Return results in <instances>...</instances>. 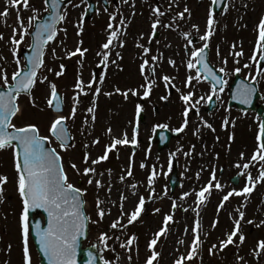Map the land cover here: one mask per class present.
Segmentation results:
<instances>
[{
    "label": "rangeland",
    "instance_id": "rangeland-1",
    "mask_svg": "<svg viewBox=\"0 0 264 264\" xmlns=\"http://www.w3.org/2000/svg\"><path fill=\"white\" fill-rule=\"evenodd\" d=\"M107 1L110 3L112 0ZM116 1L118 7L113 8L110 5L109 10L106 11L101 6L100 0H93L97 5V11L93 18L87 22L83 20V12L87 7L85 0H73L69 6L62 10V14H66V20L61 22L58 27L57 40L45 47L44 67L38 71L39 80H43V77L47 76L48 81L44 83L38 81L32 96L18 98L21 112L14 118L13 123L17 127L36 124L39 126L41 135L50 136L48 129L56 116L51 113L47 105L50 82L57 84L58 91L63 97V114L68 116L73 105V96L78 91L75 89L77 79L81 78L85 83L91 81L93 79L92 69L102 60L101 54L108 51L109 61L106 62L103 71L99 73L97 80L100 77H105V79L102 83L93 84V89L97 87L101 89L100 95L94 97L92 90L86 89L89 94L87 96L80 95L81 103L78 105L75 119L67 121L75 146L70 147L67 151H61L53 138L49 144L52 148H56L62 156L70 181L77 187L87 189L83 197L86 201L85 214L89 217L88 235L83 247H94L103 264L105 260L110 261V264H146L147 258L151 255L148 244L154 238L155 233L164 227L165 216L171 214L173 220L168 223V232L158 241L156 250L160 255L153 264H175L180 256H187L194 238L192 229L197 220L200 221V234L203 243L194 258L186 259L183 264H264V255L256 257L253 253L257 242L264 240V224H261V221H264V182L257 184L256 189L247 200L244 196L233 195L224 202V208L218 211V206L224 195L233 189L237 191L243 189L247 183L244 175L239 186L235 188L229 183L231 176L240 171L244 173L250 171L253 177L259 175V164H255L247 170L236 167L237 163L242 165L249 162L258 148L256 144L259 131L257 119L252 114L240 117L238 112L222 106L225 101V94L222 93L221 99L217 97V100L220 99V101L211 113H203L200 109L201 106L206 108L204 100L196 105L199 112L196 116L189 113L187 128L169 143L166 151L157 153L155 145L150 144L155 121L157 125L167 124L170 131H175L183 124V112L186 105L181 100V95L190 91V88L186 86L187 77L196 74L195 69L190 71L187 68V62L190 59L189 53L193 48H199L204 43L199 37L207 30L211 0H128L127 3L124 0ZM170 5L171 7H169ZM19 7L23 8L22 1ZM156 7H160L165 15L157 17L153 11ZM185 7L190 10L191 15L185 13V19L180 20L178 13L182 12ZM3 8L2 0H0V13L3 12ZM29 12L30 15L35 14L32 9ZM9 13L12 15L9 18L0 17V33L4 37L0 40V69L6 70L10 79L17 67L23 68L21 53L28 48L30 35L24 38L18 48L11 43L13 28H18L19 25L14 13L11 10ZM26 14H28V10ZM113 16L115 20L110 19ZM172 17H177L175 23H173ZM261 18H264V0H227L224 10L215 15L214 35L209 41V58L215 62L217 70L221 67L225 68L226 74H222L227 81L233 78L237 67L241 68L238 74L248 81H252L250 76L255 75V83L264 98V75H256V63L251 60L254 50H256L257 26ZM122 19L125 21L123 25L119 23ZM156 19L161 21L156 30L158 37L149 43L153 31L152 24ZM24 23L27 25L28 19L24 20ZM109 23L119 30V41H123V47L119 46V41L114 40L110 50L103 48L112 31L108 27ZM78 24L82 25V31L78 29ZM168 24H173V27H164ZM193 25L199 26L198 32L192 27ZM32 31L33 28H30L29 32ZM184 33L190 35L185 37ZM19 38L17 35V39ZM188 40H192L193 43L186 48ZM138 44L150 49L147 57H145L144 48L138 47ZM233 44H235V48H233ZM77 47L88 51L84 53L83 58L79 53L69 58L68 53L75 51ZM13 49H16L15 55ZM53 49H55V54H53ZM217 49H219V55ZM239 51H243L244 55L236 56L235 53ZM117 52L122 58L116 56ZM152 56L160 57V62L157 64L155 86L149 98L141 99L144 89L140 85L145 83V79L141 74L140 65L145 58L149 59L150 63H155L151 61ZM17 59L20 61L19 65L16 63ZM225 59H227L226 65L223 63ZM170 60L175 61V66L169 63ZM237 60H239L238 64ZM61 64L65 65L64 75L58 77L56 72L61 70ZM245 64H248L249 67L245 68ZM164 75L174 78L167 87L162 79ZM200 82L202 83V80ZM2 83L3 81L0 80V84ZM170 85L172 87L175 85L171 96L167 95ZM192 85L191 91L195 93L193 101L198 100L201 96L206 97L210 93L207 84L200 86L194 80ZM117 88L121 90V93L116 92ZM129 89L136 90L140 95L133 96L129 93V98L126 100L122 92ZM107 93H112V95L109 96ZM165 96L167 99H162ZM33 99L38 107H33ZM94 99L95 104H93ZM141 100L143 103L140 102ZM137 104L143 105V112L146 116L145 124L139 126L136 136L137 153L135 156L132 155L131 143L117 146V150L109 153L107 161L95 165L98 171L104 173L102 177L97 176L96 179L102 180L105 187L98 190L95 184L88 185V177H81L71 169L70 164L74 161L82 171L85 167L83 159L86 152L90 153L92 159L102 156L105 146L112 143L113 137L123 138L125 132L131 141ZM154 106L155 110L157 109V116L152 111ZM88 107L95 108L96 120L94 124L91 121L92 114L86 111ZM235 116L237 121L234 125ZM86 117L87 124H85ZM225 120L228 121L227 125L224 123ZM205 122L211 124L215 130L217 127H221L227 132L230 130L234 132L235 129L242 128L253 134L254 140H250L246 150L236 146L234 137L227 132L219 138L218 142H215L212 129L208 128ZM109 128L112 129L111 134L108 133ZM96 138L100 143L94 145L92 141ZM117 151L119 158H117ZM185 153H189V155L186 156ZM241 153L244 154L243 159H241ZM170 160L171 163L175 161L178 164L180 181L179 187L173 194L169 193L168 187ZM141 163L146 167L142 169ZM129 166L132 168V177L126 175ZM153 166L156 167L158 175L153 186L155 195L151 196L147 181ZM220 169H223L222 175H219ZM109 170H111V175H109ZM213 170H215L216 181L223 186L222 190L214 187L216 181H212ZM197 173H199V178H197ZM0 175L9 177V182L4 185V201L0 203V264H24L20 226L23 204L17 190L13 149L0 151ZM121 175H125L123 182L119 179ZM209 182L213 184L210 189L211 195L206 193L205 204L197 209L196 194ZM134 183L137 184L135 190L131 188ZM109 184L112 186L110 195L107 192ZM133 191L136 192V195L132 194ZM184 193H190V195L181 199ZM121 194L128 197L124 201L125 212L130 213L135 208L141 195L145 197V211L136 222L126 228L112 229L111 223L121 216L119 207ZM97 195L103 201L101 207L110 212L105 215L102 221H99L97 214ZM174 202L177 205L176 208L172 207ZM245 203L247 206L241 207ZM157 208L160 209L159 212L154 211ZM237 208L245 212V219L241 222V232L246 237L244 244L239 248L229 245L223 251L217 248L210 252L212 245H219L220 241L226 239L227 234L234 229V219L239 218ZM197 211L199 215H197ZM215 220H218V224L213 228L212 224ZM248 220H252L254 223L249 224ZM121 222L127 224V217H123ZM257 225L260 226L257 227ZM186 228L188 229L187 233H185ZM102 233H107L108 237H111L108 240V248H105L100 240ZM133 234L137 240L129 252L121 248L120 244ZM117 235L120 237L119 240L115 239ZM235 239L239 244L238 237ZM181 240L184 241L183 244L179 243ZM29 249L32 264H38V256L30 237ZM129 256H131L130 260ZM238 256L243 257V260L238 259Z\"/></svg>",
    "mask_w": 264,
    "mask_h": 264
},
{
    "label": "snow or ice",
    "instance_id": "snow-or-ice-1",
    "mask_svg": "<svg viewBox=\"0 0 264 264\" xmlns=\"http://www.w3.org/2000/svg\"><path fill=\"white\" fill-rule=\"evenodd\" d=\"M63 0H44L45 3V12H49L50 14L47 18L40 20V18L36 15L28 18V23L25 25L23 18L20 15L19 10L17 11V22L19 27L13 28V35L11 37V43L16 45L17 48L20 44H22L25 37L31 35L29 32L30 28L34 27V36H35V54L28 58L27 64L25 68L17 67V69L12 73L11 79H9L6 70L0 69V80L3 81L0 84V151L5 149H13V158H14V167L17 174V190L19 192L23 209L20 215V226H21V236L23 243V261L24 264H32V256L30 254L29 249V235H30V222H29V213L30 211H34L37 209H43L47 215V226L41 227L39 222L35 224V235L38 238V242L41 248V251L48 259V264H75V256L77 250V241L78 239L84 235L85 222L89 220V217L85 214V204L86 201L83 199V196L87 192V189H82L77 187L70 181V177L68 172L66 171L65 164L63 163L62 156L57 152L56 148H46V144H51L52 138L59 141V147L65 151L68 150L69 147H74V144H71L70 141L73 139L69 133L67 127V121L72 119L74 120L77 113L78 105L81 103L79 97L80 95L87 96L89 93L86 89H91L94 97H98L101 93V89L99 87L93 89L94 83H102L105 77H100L99 80L94 76L91 81L85 83L81 78H78L75 84V89L78 91L73 96V105L68 116L63 114V97L60 95L58 91L57 84L54 82H50V94L47 100V105L49 108L54 109L57 115L54 117L50 124L49 132L50 136H44L40 134L39 126L36 124H28L24 127H17L13 122V118L16 117L21 112V107L18 103V98L22 93L32 96L33 90L37 85V82L44 83L48 81L47 76L43 77V80H39L38 77V69L44 67V49L46 45L55 40L58 29L57 24L59 22H63L66 20V14L61 13L60 5ZM125 3L128 0H124ZM21 0H10V4L13 8L19 7ZM23 9L28 10L30 8L29 0H22ZM223 3V0H211L212 5H219ZM134 7V4H133ZM171 7V5L169 6ZM247 7V5H245ZM107 10V9H105ZM39 11V10H34ZM154 14L157 17L165 15L163 11H161L160 7H156L153 9ZM226 12V8H225ZM185 13L191 15L190 10L185 7L184 10L178 13V17L180 20L185 19ZM9 11L5 9L4 12L0 13V16L8 17ZM110 19L115 20V17H110ZM173 23H175L177 17L171 18ZM34 20H40V22L33 25ZM5 23L7 21L5 20ZM121 25L125 23L122 19L119 21ZM161 24L159 19H156L152 24V34L149 40L151 43L152 39H154L157 35V27ZM214 24H215V11L210 6L208 20H207V30L206 32L199 37L201 41H204L203 45L199 48H193V50L189 53L190 59L187 62V68L191 71L192 69L196 70V75H189L186 79V86L190 88V91L187 94H182L181 99L184 101L186 107L183 112L184 121L181 127L177 128L175 131L183 132L189 123V113L195 109L196 112H199V109L196 108V105L200 103L201 100H207L208 103L212 102L213 96L217 95V86H219V91L223 92L224 85L227 84V81L222 79L221 77L216 75V72L213 70V67L210 66L208 61L207 51L210 47L209 41L211 37L214 35ZM78 29L82 31V25H77ZM109 29H112L110 32L108 41L103 45V48L106 50H110L113 45L114 40L119 41V30L114 28L112 23L108 25ZM166 28H172L173 24L164 25ZM193 28L196 31H199L198 25H193ZM258 40L256 45V50H254L253 56L251 60L253 63L257 64L256 75H264V70L259 67V63L264 61V18H261L258 26ZM66 32V29L64 30ZM78 34H80L78 32ZM17 35H19V39H17ZM185 37L190 35L189 33H184ZM3 34L0 33V40H2ZM82 43V42H81ZM192 40H188L185 47L191 45ZM119 46L123 47V41H119ZM138 47L144 48V45L138 44ZM235 44H233V48H235ZM87 49H81L77 47L75 51L69 52L68 57L80 54L81 58H83L84 53L87 52ZM150 49L144 48L145 57H147ZM14 55L16 54V49H13ZM53 54H55V49H53ZM217 54L219 55V49H217ZM102 64H106L109 61V52L105 51L102 54ZM236 56H243V51H239L235 53ZM117 57H120V53H116ZM122 58V57H120ZM151 61L155 63H150L149 59L145 58L140 65L141 74L144 75L145 83L140 85L141 88L144 89L143 95L141 99H147L152 94L153 87L155 86V76L157 70V64L160 62V57L152 56ZM115 63V61H112ZM17 65H19L20 61L17 59ZM173 66H175V61L170 60ZM223 63L227 64V59L223 61ZM239 63V60L236 61ZM245 68H248L249 65L245 64ZM60 71L56 72V76H63L65 65H60ZM52 71V69H49ZM221 73L226 74V70L224 67H221L219 70ZM241 68H235V72L239 73ZM211 80L212 87L210 89V94L205 96H201L198 100L193 101V97L195 93L191 91L192 82L195 80L200 82L201 79ZM253 84L256 82V76H250ZM165 86L167 87L172 83L173 77L168 75H164L162 77ZM175 87V85H173ZM238 93L243 97L244 103H248L255 93L256 89L254 87L249 86L246 83H241V86L238 88ZM117 93H121L119 88L116 89ZM129 93L133 96L140 95L136 90L129 89L127 91H123L122 95L127 100L129 98ZM107 95H112V93H107ZM162 99H167V97H162ZM93 104H95V99L93 100ZM33 107H38L36 105L35 100H32ZM87 113L91 115V121L94 124L96 120L95 116V108L88 107L86 109ZM144 111L143 105H136V127L134 128L133 138L130 141L127 133L125 132L123 138L113 137L112 143L105 146V151L102 156L92 159L90 157V153H85L83 163L85 167L81 171V168L73 161L70 164L72 170L78 173L81 177H88L87 183L88 185L95 184L96 188L99 190L105 187V184L102 180L96 179L97 176H103L104 173L98 171L95 165L101 164L103 161H107L109 159V153L113 152V150H117V146L120 145H128L129 143L133 145H137L138 141L136 140V136L138 135V128L140 122L141 113ZM88 123L87 117L85 118V124ZM206 123V122H205ZM225 125L228 124V121L225 120ZM206 126L213 131L215 129L211 124H207ZM158 128H168L167 124L157 125ZM259 134L257 135V140L259 141L258 148L253 153L249 162L240 164L237 163V168H243L245 170L254 166L255 164L260 165L259 175L257 177H253L250 171L246 173H240L241 176L246 175L247 183L245 187L239 191L233 189L229 191L226 195L223 196L222 202L218 206V211L224 208V202L228 201L230 197L233 195L236 196H244L247 200L252 192L256 189L258 183L264 182V121L259 122ZM155 131V129H154ZM108 133H112V129H108ZM163 139V138H162ZM231 139V137H230ZM15 142V144L13 143ZM92 143L99 144L100 141L98 138L94 139ZM88 147V145H85ZM194 147V146H193ZM134 155V153H133ZM185 155H189V153H185ZM117 158H119V154L117 151ZM244 158V154L241 153V159ZM140 167L143 169L146 167L145 164L141 163ZM172 164L171 160L169 161L168 171L171 172ZM109 175H111V170H109ZM127 177H132L133 172L131 166L126 170ZM157 170L156 167H152V172L148 177V186L150 188V195H155L154 184L157 178ZM197 178H199V173H197ZM120 181L123 182L125 180V175H121L119 177ZM212 181H216L215 170L212 173ZM9 182V177L6 175H0V203H3L4 196L3 193L5 191L4 185ZM213 184L209 182V184L202 188L197 195V209L204 205L206 202L205 194L211 195L210 189H212ZM214 187L218 190H222L223 186L216 181ZM131 188L135 190L137 188V184H132ZM112 186L107 185V192L109 195L111 194ZM133 195H136V192L133 191ZM166 195V193H165ZM190 193H184L181 196V199H185ZM128 197L124 194L120 196V218H117L110 225L112 229H120L126 228L128 225L136 222L141 214L145 211V197L140 196L138 202L136 203L135 208L130 212L124 211V201L127 200ZM115 203V202H113ZM103 201L100 200L99 195L96 198V208L97 214L99 217V221H102L105 215L110 214V212L101 207ZM246 203L241 205V207H246ZM173 208H176L177 205L174 202L172 205ZM187 211V209H184ZM195 210V209H194ZM155 212H159L160 209L157 208L154 210ZM236 211L239 214L238 219H234V229L227 234V238L220 241L219 245H212V249L209 251L212 252L213 249L219 248L220 251H223L229 245H234L239 248L240 245H243L246 237L241 232V222L245 219V212L241 211L240 208H237ZM197 215L199 212L197 211ZM127 217V224H123L121 222L123 217ZM173 220V216L166 215L164 218V227H162L158 232L155 233L154 238L148 244L149 249L151 250L150 257L147 258L146 264H153L154 261L158 260L159 252L156 250V246L161 237H163L168 232V223ZM97 221V222H99ZM247 223L253 224L254 221L248 220ZM218 224V220H215L212 224V227L215 228ZM261 224H264V221H261ZM260 225H257L259 227ZM188 229H185V233H187ZM194 233V238L190 245V251L187 256H180L179 259L175 261V264H183V261L191 260L194 258V255L198 253L199 247L202 245L203 241L201 240V227L200 221L197 220L195 222V227L192 229ZM238 237L239 244H237L236 239ZM111 237H108L107 233H102L100 236L101 242H103L105 248H108V240ZM116 240H119V235L115 236ZM137 240V237L133 234L131 235L125 242L120 244V247L125 249L126 251L132 250L133 243ZM179 243L183 244L184 241L181 240ZM258 249L259 251H257ZM256 249H253V253L256 257H260L264 255V240H260L257 242ZM115 251V249H112ZM91 257L92 254L89 253ZM118 259V257H117ZM131 259V256L128 257ZM238 259L243 260V257H239ZM91 264V260L89 262ZM104 264H110V261L105 260Z\"/></svg>",
    "mask_w": 264,
    "mask_h": 264
},
{
    "label": "water",
    "instance_id": "water-1",
    "mask_svg": "<svg viewBox=\"0 0 264 264\" xmlns=\"http://www.w3.org/2000/svg\"><path fill=\"white\" fill-rule=\"evenodd\" d=\"M69 1L70 0H66V1L62 2L61 5H60V8L64 4H67ZM87 1L89 3V8H88V10L85 13V19L86 20L90 19L92 14L95 12L94 5L91 3L90 0H87ZM224 1L225 0H223V3H224ZM223 3H221L219 5H215V7L217 6V8H220L223 5ZM47 16L48 15H46L43 19L47 18ZM34 44H35V36H34V32H33L32 33L31 48L29 50L30 53H28V54L24 53V58H25L26 64H27L28 58L35 54ZM263 66H264V61H261L260 62V68H262ZM25 70H27V69H25ZM22 94H24V93H22ZM24 95H27V94H24ZM52 110L54 111V109H52ZM258 113L260 114V111ZM167 142H168V140L164 139L163 144L160 145L158 147V149L161 150V149L165 148ZM13 143H15V142H13ZM45 147H46V145H45ZM169 183H170V187H171V192H173L175 187L178 186L176 167L173 168L172 174L170 175ZM39 214H41L44 217V224H42L41 219L38 217ZM33 215L35 216V219H32ZM47 219H48V215L43 209H37V210H34V211H30V213H29L30 233H31L32 241H33V243L35 245V249H36V251L38 253V256H39V264H48V259L44 255V253L41 251V248H40V245H39V242H38V238L35 235V232H36L35 224H36V222H39L41 227H46L47 226ZM86 236H87V221L85 222L84 235H82L77 241V250H76V256H75V264H89L90 260H91V264H101L100 258L98 256V254L96 253L95 249H93V248L82 249V247H81L82 246V242L86 239ZM89 253L92 254L91 257L89 256Z\"/></svg>",
    "mask_w": 264,
    "mask_h": 264
},
{
    "label": "flooded vegetation",
    "instance_id": "flooded-vegetation-1",
    "mask_svg": "<svg viewBox=\"0 0 264 264\" xmlns=\"http://www.w3.org/2000/svg\"><path fill=\"white\" fill-rule=\"evenodd\" d=\"M29 5H30V8L28 9V14L24 15V19H28L30 16H38L40 19L42 18V16L45 14V3H44V0H29ZM43 7V8H42ZM32 9V10H39L38 12L37 11H34V15H30V12L29 10ZM35 21V20H34ZM235 74V73H234ZM234 74H233V78L230 80V81H227L225 79V77H223L224 80L227 81V84L224 85V90L223 92H220L219 89H217V95L213 96L214 98V101H215V108L217 107V103L220 101L221 99V94L224 93L225 94V101L224 103L222 104V106L226 107L228 110H233L235 112H238V115L240 117H244L248 114H252L254 117L255 115L252 113V112H245V111H242L240 109H238L237 107H229L228 106V99H229V93L230 91L232 90V85H233V80H234ZM208 86V90L211 89V85H207ZM156 89V88H155ZM210 92V91H209ZM210 94V93H209ZM261 94V93H260ZM217 97H220V99L217 100ZM206 100V99H205ZM204 100V103L205 105L207 106L208 103H206ZM260 100H261V104L264 105V98H263V93L260 95ZM202 107V106H201ZM200 109L202 110L203 113H205V107H202ZM153 111V110H152ZM157 116V112H154ZM168 119V118H167ZM237 121V117L235 116L234 119H233V124ZM150 123V122H149ZM235 125V124H234ZM154 129L158 128L156 127L157 126V123L155 121V124H154ZM234 128V127H233ZM211 132L214 134V140L215 142H218L219 141V138L222 137L224 135L225 132H227L225 129L221 128V127H217V129L215 131H212ZM197 135V133H195ZM227 134H230V136H233L234 137V140H235V143H236V146H239L241 149H244L246 150L247 147L249 146V143L251 141H253V134H251L250 132L248 131H245L244 129L242 128H237L235 129L234 132H227ZM258 135V134H257ZM257 139V137H256ZM251 140V141H250ZM256 144L259 145V141L257 140L256 141ZM258 147V146H257ZM132 151V155L134 153L133 156H135V154L137 153V148L133 151ZM251 154V153H250ZM242 172V171H240ZM223 174V173H222ZM221 174V175H222ZM220 175V174H219Z\"/></svg>",
    "mask_w": 264,
    "mask_h": 264
}]
</instances>
